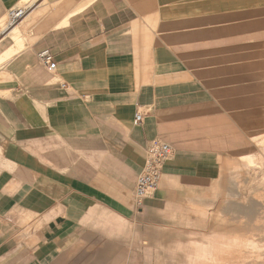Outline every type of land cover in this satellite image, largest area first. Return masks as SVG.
<instances>
[{
  "label": "crops",
  "instance_id": "0c3cea01",
  "mask_svg": "<svg viewBox=\"0 0 264 264\" xmlns=\"http://www.w3.org/2000/svg\"><path fill=\"white\" fill-rule=\"evenodd\" d=\"M23 1L0 0V20ZM25 2L0 30V264H157L127 236L221 175L224 107L256 89L264 0ZM156 139L173 154L138 202ZM246 140L235 136L239 153Z\"/></svg>",
  "mask_w": 264,
  "mask_h": 264
},
{
  "label": "rangeland",
  "instance_id": "374dc122",
  "mask_svg": "<svg viewBox=\"0 0 264 264\" xmlns=\"http://www.w3.org/2000/svg\"><path fill=\"white\" fill-rule=\"evenodd\" d=\"M29 5L24 0L19 6L20 8H26ZM257 14L264 15V11L256 12ZM259 18H262V16ZM6 25L7 16L0 20V30ZM258 28L260 27H256V29ZM260 41L261 39L256 41V47L253 52L254 59L250 60L255 64L256 89L254 91H239L238 99L233 101L237 102L238 106L224 107L221 175L215 180L207 182L205 186L192 188L178 194L175 203L158 212L156 223L153 227L145 228L141 235L127 236V239L132 240L138 248L142 246V250L139 249L138 253L140 256L142 254L145 262L152 259L157 264H186L187 262L188 264H193V260H186L184 253L191 250L193 251L190 253H193L198 248L197 253L207 257L209 248L204 243H207L208 240L210 242L211 233L227 231L222 234L226 235L230 241V238L236 233L239 220L242 219L240 216H243L242 221L246 223L245 228L248 231L252 229L253 225H256L260 230V236H264V218H260L255 223L254 218L237 209L238 203L243 198L250 197L252 188L260 186L262 183L264 184V154L259 153L262 167L254 172L246 164L239 162V152L235 147V136L244 139L247 135L246 133H248V112L253 108H258L259 103L264 101V90L258 89V87H264V49L261 48L262 44ZM251 103H254L255 106H251ZM235 117H239L245 122H241L238 130L234 125V120H232ZM261 126L262 124L259 127ZM247 151L248 149L244 148L241 149L240 153H246ZM218 207L222 209L220 211L221 220L218 217L211 218L210 216V213L218 214L216 213ZM238 210L240 211L237 212ZM225 220H227V224L224 223ZM208 260L210 259L200 261L208 262ZM211 261L214 263V258H211Z\"/></svg>",
  "mask_w": 264,
  "mask_h": 264
},
{
  "label": "bare ground",
  "instance_id": "6f19581e",
  "mask_svg": "<svg viewBox=\"0 0 264 264\" xmlns=\"http://www.w3.org/2000/svg\"><path fill=\"white\" fill-rule=\"evenodd\" d=\"M16 29L13 28L12 30H10L11 35L16 33ZM258 107L259 108H256V116L257 113H259L258 116H260L261 121L259 123H256V126L253 130H250L248 131V133H246L247 145L245 148H247L248 151L246 153H239L238 155L239 162L246 164L247 167L253 169L254 172L261 169L262 167V161L259 153L264 154V101L259 103ZM261 124L262 126L259 127ZM250 193L251 195L249 198H243L240 203H238L237 209H240L241 212L246 215H250L255 219V223H257L260 218H264V184L262 183L260 186H255L254 188H252ZM221 210V207H218L216 212L218 214L210 213L211 218L218 217L221 220ZM240 210H238L237 212H239ZM241 217L243 219V216H240V218ZM242 219L239 220V225L236 228V233L234 235L232 234L233 237L230 238V241L228 240L226 235L222 234L226 233L227 231H216L215 234L211 233L210 242H208V240L207 243H204L209 248V254H206L207 257L203 255L201 256V259L199 258V260H210H208V262L199 261V264H264V236H260V230L256 227V225H253L252 229L248 231L245 228L246 223L243 222ZM224 223L227 224V220H225ZM214 226L216 229H218L216 225ZM211 258H214V261L215 259L217 260L212 263Z\"/></svg>",
  "mask_w": 264,
  "mask_h": 264
},
{
  "label": "built area",
  "instance_id": "2783aa9c",
  "mask_svg": "<svg viewBox=\"0 0 264 264\" xmlns=\"http://www.w3.org/2000/svg\"><path fill=\"white\" fill-rule=\"evenodd\" d=\"M26 14V9L17 8L10 10L7 14V24L9 27L15 26ZM38 61L44 64L48 70L53 71L55 63L49 50H43L37 55ZM142 120V112H136L134 124L137 125ZM172 147L160 140H153L147 148V156L135 182V196L137 201L150 197L158 188L164 164L172 157Z\"/></svg>",
  "mask_w": 264,
  "mask_h": 264
}]
</instances>
